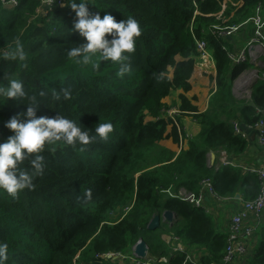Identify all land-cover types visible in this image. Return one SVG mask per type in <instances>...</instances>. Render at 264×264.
Returning a JSON list of instances; mask_svg holds the SVG:
<instances>
[{
	"label": "trees",
	"instance_id": "obj_1",
	"mask_svg": "<svg viewBox=\"0 0 264 264\" xmlns=\"http://www.w3.org/2000/svg\"><path fill=\"white\" fill-rule=\"evenodd\" d=\"M17 1L8 9L0 0V50L14 51L18 39L26 60L0 59V83L6 87L8 78H19L27 95L0 100L2 141L11 135L5 122L27 107L37 117L65 115L85 130L111 122L114 131L108 142L97 139L83 152L79 144L46 149L43 173L33 179L32 190L16 198L0 190V243L9 245L7 264H112L99 256L128 253L139 240L146 242L151 256L169 257L167 264H190L184 252L172 254L163 239L168 235L179 237L187 252L204 250L201 264L218 262L228 235L217 230L206 209L168 191L198 193L201 182L210 179L222 199L238 193L245 201L258 196L256 175L208 163L211 152L226 151L230 159L246 152L249 141L237 133L234 122L255 126L264 119V81L253 85L250 100L234 96L233 82L253 66L234 65L223 48L233 51L237 45L216 38L212 26L223 23L222 12L226 27L246 22L264 0H87L91 13H111L117 21L132 16L142 30L129 60L114 64L93 57L98 70L67 58L71 47L85 42L69 31L75 19L70 9L56 4L41 16L40 1ZM197 39L208 43L216 91L205 112L181 94L176 122L168 113L176 106L174 95L191 91L197 63H210ZM128 65L131 72L118 76ZM187 117L200 127L196 136L186 135ZM166 141L179 153L164 147ZM166 211L173 214L172 222L163 219ZM157 215L161 226L151 231L148 225ZM257 237L247 264H264V224Z\"/></svg>",
	"mask_w": 264,
	"mask_h": 264
},
{
	"label": "clouds",
	"instance_id": "obj_2",
	"mask_svg": "<svg viewBox=\"0 0 264 264\" xmlns=\"http://www.w3.org/2000/svg\"><path fill=\"white\" fill-rule=\"evenodd\" d=\"M61 7L75 14L69 31L78 33L85 41L68 50V60L75 64L92 63V68L98 70L100 64L93 63V57L116 64L129 60L135 52L142 30L134 17L117 21L111 13L106 12L103 16L99 12L93 14L87 0H66ZM0 59L25 61L23 44L17 39L14 51L4 53L0 50ZM126 72H131L130 65L121 68L117 75L123 77ZM26 95L24 83L19 78H8L6 87L0 83V100L18 101ZM56 98H60L58 94ZM70 98V92L65 90L64 99ZM4 127L11 135L0 142V190L13 198L25 189H33V179L40 176L45 167L42 153L46 149L79 144L78 150L83 152L97 139L108 142L114 131L111 122L96 123L93 129L85 130L81 123L65 115L37 117L33 107H27L26 112H17L5 122ZM29 167L33 171L29 172ZM86 195L90 196V192ZM8 252V243H0V264H7Z\"/></svg>",
	"mask_w": 264,
	"mask_h": 264
},
{
	"label": "built area",
	"instance_id": "obj_3",
	"mask_svg": "<svg viewBox=\"0 0 264 264\" xmlns=\"http://www.w3.org/2000/svg\"><path fill=\"white\" fill-rule=\"evenodd\" d=\"M38 1H40V6L37 10V15L41 16H46L48 9L52 8L54 5L57 4L61 7V4L65 2L64 0ZM1 2L4 5H11L12 7L18 5L17 0H1ZM195 5L197 7L196 2ZM197 14L198 8L195 11V15ZM219 18L223 20V23L221 25L212 26V31L214 36L220 40L230 39L233 34L242 28H251V38L242 49L236 47H234L233 51H229L228 48L225 47L223 49L228 53V56L234 65L249 62L250 64L255 65V68L256 66L259 67V71H261L264 66H262V63H258V59L260 54L264 53V5H258L254 9V13L250 19L236 26H224L225 16L223 15V12L220 13ZM196 42L202 57L205 59L212 58L207 41L205 39H197ZM259 71L256 72L250 80L245 81L244 84L240 86L237 91L238 98L250 100L251 91L249 84L253 81L255 76L257 80L261 79L264 81V73L260 75ZM244 92H246L245 95L242 94ZM168 113L172 117V113ZM178 113L179 112H177V114ZM234 125L237 133L241 134L239 122H234ZM255 127L260 129L259 143L264 146V119L260 120ZM187 137H191V135L188 134ZM0 142H2L1 137ZM218 154L220 164L216 169L222 166L232 165V161L226 151H220ZM250 172L258 177L260 181V192L255 199L250 201L244 200L241 209L231 217L227 233V246L223 256L218 262H212L210 264H247L248 259L252 256L255 250L258 241L257 233L264 224V164L262 166H252ZM168 193L173 197L188 202L193 207L204 209H206V193L219 197L214 192L213 182L210 179H205L201 182L200 191L198 193L187 191L185 189H180L178 194H173L170 190ZM167 238V243L170 245L172 254L175 252H184L187 255L186 263L201 264V262H197L194 259L191 252L186 251L179 237L168 235ZM140 241L141 240H139L137 244ZM137 244L132 247L128 253L110 252L102 254L99 257L106 261H110L112 264H167L169 262V257H154L150 255V251L146 253L145 258H140L136 255Z\"/></svg>",
	"mask_w": 264,
	"mask_h": 264
},
{
	"label": "crops",
	"instance_id": "obj_4",
	"mask_svg": "<svg viewBox=\"0 0 264 264\" xmlns=\"http://www.w3.org/2000/svg\"><path fill=\"white\" fill-rule=\"evenodd\" d=\"M250 38L251 28L245 27L233 34L230 37V41L237 45L236 48L242 49L250 40ZM206 61L210 63H197L194 74L190 79V84L192 86L191 91L185 93L179 90L174 95L173 101H176V106L172 109H176L177 112L180 111L181 103L179 97L181 94H185V96L192 102V104L198 107L200 112H205L208 109L212 93L216 91V86L212 82V77H216V67L212 58H207ZM263 62L264 53H261L258 59V63ZM252 66L253 68L246 70L238 80L234 81L233 94L236 98H238L237 91L240 86L244 84L245 81L250 80L253 77L254 73L259 71V67L256 66L255 68V65ZM262 70H264V68H262ZM253 81L254 84L256 83L257 79H253ZM183 126L186 135L189 134L191 136H196L200 131V127L198 126L197 121L191 117L185 118V120L183 121ZM239 129L241 134L249 141V147L247 148L245 153L236 155L231 158L232 166L238 167L242 171V175L251 174L250 168L252 166H262L264 164V146L259 143L260 129L255 126H244L240 122ZM163 146L179 153L178 149H176V145H174L172 141L164 142ZM208 163L210 166L214 164H216V167L219 166V154H214L211 152L209 154ZM243 201V196L240 193L236 194L234 197H230L227 199H221L209 193L205 194L206 211L213 216L216 223V228L219 232L225 234L228 233L231 217L241 209ZM163 239H165L166 241L168 240L166 236H163ZM190 252L197 262H201L203 256L206 255V252L200 247L191 248Z\"/></svg>",
	"mask_w": 264,
	"mask_h": 264
},
{
	"label": "water",
	"instance_id": "obj_5",
	"mask_svg": "<svg viewBox=\"0 0 264 264\" xmlns=\"http://www.w3.org/2000/svg\"><path fill=\"white\" fill-rule=\"evenodd\" d=\"M5 8L11 9L13 7L11 5H5ZM173 218V214L169 211H166L163 215V219L167 222H172ZM161 222L162 218L159 215L155 216L149 223L148 229L151 231L157 230L161 226ZM147 252H149V247L145 241L141 240L136 246V255L140 258H145Z\"/></svg>",
	"mask_w": 264,
	"mask_h": 264
},
{
	"label": "rangeland",
	"instance_id": "obj_6",
	"mask_svg": "<svg viewBox=\"0 0 264 264\" xmlns=\"http://www.w3.org/2000/svg\"><path fill=\"white\" fill-rule=\"evenodd\" d=\"M262 66H264V62L262 63ZM254 75H255V73H254ZM242 76V75H241ZM240 78V77H239ZM238 78V79H239ZM237 79V80H238ZM257 78H256V76H255V78H254V80H256ZM253 82L254 81H252L250 84H249V88H250V91H252V87H253V85L255 84H253ZM234 83V82H233ZM243 95H245L246 94V92H244V93H242ZM238 99V98H237ZM239 100H240V98H239ZM170 113H172V117L176 120V118H177V110L176 109H172L171 111H170Z\"/></svg>",
	"mask_w": 264,
	"mask_h": 264
}]
</instances>
